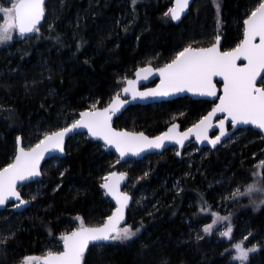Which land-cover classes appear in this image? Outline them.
I'll return each instance as SVG.
<instances>
[{
  "label": "trees",
  "instance_id": "1",
  "mask_svg": "<svg viewBox=\"0 0 264 264\" xmlns=\"http://www.w3.org/2000/svg\"><path fill=\"white\" fill-rule=\"evenodd\" d=\"M11 2L0 0V7ZM171 2L47 0L40 33L0 47V168L12 162L17 136L24 148L31 147L45 132L70 124L93 103L105 107L124 86L123 77L129 79L138 67L149 63L161 67L189 44L210 46L217 34L223 51L235 47L243 36V20L261 0H217L219 16L213 0H196L178 25L164 15ZM211 108L207 101L188 98L132 106L113 124L116 129L157 136L172 123L182 129L192 126ZM242 131L246 135L241 139L200 160L197 154L190 166L182 162L191 144L184 149L181 164L170 150L146 157L147 205L126 215V223L140 227L139 235L127 244L90 247L83 264H231L225 237L217 232L221 221L211 234L199 228L204 222L201 207L210 209L204 217L212 221L214 205L221 202L228 211L218 213L230 216L233 225L231 240L247 236L250 243L257 242L261 248L250 257V264H264V204L254 207L250 198L225 196L233 186L245 189L253 183L251 169L263 158L261 135L251 129ZM65 153L64 158L45 162L40 181L21 187L24 198H30L28 209L16 213L8 206L0 212V236L15 233L0 245V264L44 256L50 242L55 244L51 250L59 251L55 239L79 225L77 216L95 226L112 212L113 205L100 185L114 171L115 155L85 135L70 139ZM55 160L58 165L50 166ZM140 162L133 161L134 166ZM117 164L122 169L124 163ZM133 169H129L132 181ZM176 180L178 190L172 186ZM37 183L44 187L31 200ZM138 185L131 188L135 200ZM261 197L264 200V193ZM198 234L202 239H196Z\"/></svg>",
  "mask_w": 264,
  "mask_h": 264
},
{
  "label": "snow or ice",
  "instance_id": "2",
  "mask_svg": "<svg viewBox=\"0 0 264 264\" xmlns=\"http://www.w3.org/2000/svg\"><path fill=\"white\" fill-rule=\"evenodd\" d=\"M190 2L191 0H173V6L164 15H170L173 21H178L189 8ZM213 2L219 16L220 4L217 0ZM0 13H3L5 17V23L0 24V44L13 40L14 29L18 30L21 38H27V34L40 31L38 25L45 16V0H14L11 7H0ZM217 23L219 26V19ZM220 40L221 37L217 34L215 42L208 47H193L189 44L177 51L174 57L161 67L153 68L150 63L145 67H138L136 69L138 79L142 74H144L143 79H147L148 75L153 73L159 74L160 83L155 88L139 91L135 87L136 80L123 77L126 80V86L121 91L131 93L133 99L168 96L181 92L215 97L217 92L213 77H222L223 94L218 97L219 103H215L207 115L202 116L199 121L183 132L177 130V124H172L167 131L154 137H149L142 131L118 130L112 126V118L128 101L121 99L120 92H117L106 107L98 108L96 103H93L91 108L79 113V118L73 119L70 124L58 130L45 132L35 145L27 149L21 146V137L17 136L14 159L0 168V206L5 205L10 198L18 201L12 204L13 208L27 205L29 201L24 200L18 191L21 182L41 176L40 165L45 154L52 151L64 153L65 137L81 128L87 129L91 137L103 140L105 147H114L119 153V158H124L128 154L139 155L149 149H161L166 142H175L183 146L193 133L197 141H207L216 146L227 135L226 120L234 129L239 125H254L264 130V86H257L258 77L260 81H264V0H261L246 15L243 20V38L235 47L221 51ZM241 58L246 63H237ZM216 113H223L225 116L216 121L219 133L210 137L208 133L213 127L212 118ZM176 155L180 156L181 152L177 150ZM117 162L119 163L120 159ZM258 168L264 170V160L259 161ZM60 175L63 176L64 172ZM126 175L124 172L112 171L102 178L100 187L105 189L116 203L111 215H108L103 223L89 226L85 224L83 218L77 216L78 227L59 235V240L63 243L62 251L48 250L42 257L25 256L21 264H31L33 261H43V264H82L90 243L102 248L104 246L102 242H124L137 236L141 230L140 227L128 225L126 222L123 227L120 226L121 221L125 220V208L131 199L127 192L120 191V182ZM147 175L148 173L145 172L144 176ZM253 176L256 179L245 187L244 192H240L237 188L229 198L251 196L257 192L264 193V172H254ZM59 187L60 185H57V189ZM31 199L35 200L36 196L33 195ZM203 203L206 204V202ZM252 203L254 207H259L264 204V200L259 203L253 200ZM200 211L207 213L210 209L202 206ZM211 215L212 223L205 224L203 232L211 234L219 221H228L225 231L220 235L231 240L233 225L230 216H220L218 212H212ZM49 232L51 234V229ZM14 235V232H10L8 236H0V245L5 244L9 236ZM196 239L200 240L202 237L198 234ZM247 239L246 236L231 245L234 249L232 260L239 261V264H250V253H256L261 247L257 244L245 247L244 242Z\"/></svg>",
  "mask_w": 264,
  "mask_h": 264
},
{
  "label": "water",
  "instance_id": "3",
  "mask_svg": "<svg viewBox=\"0 0 264 264\" xmlns=\"http://www.w3.org/2000/svg\"><path fill=\"white\" fill-rule=\"evenodd\" d=\"M46 1L47 0H45V4H46ZM195 1L196 0H191L189 8L185 11V13H183L181 15V19L180 20L173 21L171 19L170 15H169V18H170L172 24H174V25L180 24L183 21V19H185L188 16L189 11H190V8L192 7V5L194 4ZM172 6H173V0L171 2V7ZM44 19H45V16H44V18L41 19L40 24L38 25V27H40L43 24ZM17 32H18V30H17ZM31 34L32 33L27 34V37H29ZM242 38H243V36H242ZM257 42H258V38H257ZM221 43H222V39L220 40L219 47H220V50L223 51L221 49ZM237 63H246V61H244L243 58H241L240 60L237 61ZM153 68H157V67H153ZM143 75L144 74H142L141 78L138 79L136 77V70H135L133 72L132 76L129 78V79H132V80H136L137 81L135 87L139 91H143L144 89H147V88H155L156 85L160 83V77H159V74L158 73H153L151 75H148V78L147 79H143L142 78ZM213 82L216 84L217 96H215V97L194 95L193 93H190V92H181V93L171 94V95H168V96L149 97V98H146V99H141V98L137 97L136 99H133L131 93H123L120 90L121 99H125L128 102L121 108V110L118 113H116L113 116V118H112V126L114 127V124H113L114 120L117 119V118H119L129 107H132V106L144 107V106H151V105H157V104L167 103V102H171V101L178 100V99L188 98V99H190L192 101H207V102L211 103L212 104V107H213L215 103H219L218 97L223 94V78L222 77H219V76L213 77ZM260 82L261 81L259 80V77H258V84H257L258 87H260V85H259ZM124 86H126V81H125ZM211 109H210V111H211ZM224 116H225V114H223V113H216V115L212 118L213 127L209 129V133H208L210 137L215 136V135H217L219 133V127L216 124V121L218 119H223ZM77 118H79V115H78ZM172 124H177L178 125V129H177L178 131L183 132V131H185L187 129V128L186 129H182L181 126H180V124H178V123H172ZM172 124H170L163 132L167 131L168 128ZM225 127L227 129V135H226V137L222 138V142L219 143L216 146H213V145L209 144L207 141H203V142L197 141L196 138H195V134L193 133L185 141V143H184L183 146L177 145V144H175V142H166L165 145H164V147H162L161 149H149V150H145V151L141 152L139 155L128 154L124 158H119V153L116 152V150H115L114 147H105L103 140L98 139V138L91 137L88 134L87 129H84V128L78 129V130H76V132L68 134L65 137V147H66V145H67V143H68V141L70 139L74 138L77 135H85L86 138H87V140L100 144L102 146L104 152H106V153H113L115 155V157L117 158V160L120 159V162L119 163H125L127 161H142L146 157L151 156V155H162L167 150H171V149H176V151L179 150L181 152V155H182L184 149L188 145H190V144L195 145L197 147V151L198 152H201L204 149H208L209 151H215L218 147H220L221 145H223V143L226 140H228L231 136H233V133L235 134L236 132H238L239 130H242V129H251V130L257 132L258 134H260L261 137H262V139L264 140V130H260L259 128H257L254 125H239L238 128H235L234 129L231 126L230 122L226 120L225 121ZM127 131H129V130H127ZM131 132H133V131H131ZM145 135H147V134H145ZM147 136H149V135H147ZM149 137H154V136H149ZM21 146L24 147L23 144H22V140H21ZM16 150H17V143H16ZM16 150H15V154H16ZM65 155H66L65 152L64 153H60L58 151H52L50 153H46L45 156H44V158L41 160V165H40L41 173H42V167L45 164V162H47L48 160L54 159V158H64ZM175 156H176V158H179L180 157V156H177L176 154H175ZM14 157H15V155H14ZM115 172H117V171H115ZM41 179H42V175L41 176H38V177H34L31 180H29V181L21 182V185L18 188V191H19V189L21 187H23L25 185H29V184L36 183V182L40 181ZM126 179H127V176H125V178L123 180H121V182H120V191H122V192H125L124 186L126 185ZM103 191H104V194L108 197V199L111 202V204L113 205V209H114L116 207L115 200L113 199V197L110 194H107V192H106L105 189H103ZM21 197L24 200H26L22 196V194H21ZM130 197H131V199L129 201V205L125 208V220L124 221H121V224H120L121 227L125 224V222H126V215H127L128 211L130 210V207H131V205L133 203V198H132V196H130ZM13 203H18V201H16L15 198H10V200L8 202H6L5 205L0 206V212L6 210L7 207L8 206H11ZM29 206H30V203H28L27 205H22V206H20L18 208H13V209H14V211L16 213H21V212L25 211L26 209H28ZM110 215H111V213H110ZM102 243H103L104 246H106V245L111 244L112 241L102 242ZM92 246L93 245L90 243L89 248L92 247ZM88 249H86L85 254L88 251ZM62 250H63V243H62ZM83 263H84V260H82V264ZM35 264H43V261H37Z\"/></svg>",
  "mask_w": 264,
  "mask_h": 264
},
{
  "label": "rangeland",
  "instance_id": "4",
  "mask_svg": "<svg viewBox=\"0 0 264 264\" xmlns=\"http://www.w3.org/2000/svg\"><path fill=\"white\" fill-rule=\"evenodd\" d=\"M167 1V0H166ZM203 1H206L207 2V0H202V2ZM13 2H14V0H13ZM13 2H11V3H9L7 6H3V7H11V5H12V3ZM171 7V4H168L167 6H166V8H165V12H167L168 11V9ZM164 12V13H165ZM167 17H169V16H167ZM5 23V17H4V14L3 13H0V24H4ZM40 27H42V26H40ZM39 27V28H40ZM39 33H40V31H39ZM39 33H32L29 37H27V38H21L19 35H18V32H17V30L16 29H14L13 30V32H12V35H13V40H11V41H9V42H7V43H5V44H0V47L1 46H5L6 48L8 47V45H11V43H13V42H16V41H22V40H27V39H29V38H31L33 35H37V34H39ZM213 42H215V40L213 41ZM264 86V85H263ZM120 92V91H119ZM246 135V133L245 132H241V130H239L238 132H236L233 136H231L228 140H226L224 143H223V145H221V146H228V145H230V144H232L235 140H238V139H241L243 136H245ZM26 149L27 148H29V147H25ZM210 151L208 150V149H204V150H202L200 153H198V151H197V147L195 146V145H193V144H191L190 145V147H188L186 150H185V160L182 162V163H184L185 165H187V166H190L191 164H193V162H195V161H197L196 159H195V157L194 156H196L197 154V158H198V160H200V159H202L203 157H205V156H207L208 155V153H209ZM170 154H172V155H175L176 154V149H171L170 150ZM263 156V158H262V160H264V154L262 155ZM184 159V157H182V156H180L179 158H177L178 159V161H179V163H180V161H181V159ZM187 160V161H186ZM181 164V163H180ZM258 164H259V162L258 163H255L254 164V166H253V168L251 169V172H250V175H251V177L253 178V181H254V179H256V177H254L253 176V173L254 172H262L263 170L262 169H260V168H258ZM58 165V161L57 160H55V161H53L51 164H50V166H52V167H55V166H57ZM148 166H149V160L148 159H144V160H142L141 162H140V164L139 165H137V166H134V163H133V161H127V162H125L124 164H123V167H122V169H120L119 168V165L117 164V161H116V164H115V166H114V171H117V172H124V173H126L127 175V179H126V185L124 186V190H125V192H127L130 196H132L133 194V192H132V189L131 188H133V186H135V185H137V184H139L138 185V187H137V198H136V200L134 199V197L132 196V198H133V203H132V205H131V207H130V210H134V211H136V210H139V209H144L145 208V206L147 205L146 203H145V201H146V195H145V192H146V186H145V184H144V181H143V178H144V173L145 172H149L148 170ZM131 168H134L133 169V171H132V173L134 174V177H133V180L134 181H132V179H130V176H129V169H131ZM183 176V175H182ZM142 180V181H141ZM141 181V182H140ZM172 186H173V189L174 190H178L179 189V183H178V181L176 180V181H174V183L172 184ZM44 187V185H42V184H39V183H37V185H36V190H34V191H32V193H31V195L33 196V195H35L36 196V198L39 196V189L40 188H43ZM237 188H239V190H240V192H244V189H242L240 186H233L232 187V189H230V191L227 193V194H225V196L227 197V196H231L232 195V193L234 192V190H236ZM21 189V188H20ZM20 189H19V191H20ZM28 192V191H27ZM22 194V193H21ZM261 194H263V193H261V192H257V193H254L253 195H251V196H248V195H244V196H240V198L241 197H245V198H247V199H251L252 201L253 200H255L256 202H258V200L259 199H261V200H263V197H261ZM23 196V195H22ZM24 197V196H23ZM237 198H239V197H237ZM28 199V200H27ZM26 200L27 201H29V199L30 198H27ZM32 200V199H31ZM238 200V199H237ZM226 204V203H225ZM214 207L216 208L215 209V211L216 212H219L220 211V213L221 214H223V213H226L228 210V207L227 206H224V203L223 202H221L220 204H218V205H214ZM11 210H13V207H12V205L9 207ZM129 210V211H130ZM206 215L208 214V212L207 213H205ZM200 215L203 217V220H204V222H205V220H206V222L208 221V222H210V223H208V224H211L212 223V221H211V219L210 218H207L206 219V217H204V216H206V215H204V212H201L200 211ZM126 222H127V219H126ZM203 222V221H202ZM203 222V223H204ZM223 221H221V224L219 225V227H218V230H217V232L220 234L221 232H223V231H225V229H226V227H227V223H222ZM201 224L200 225V230H202L203 231V226L205 225V224ZM128 225H131L132 226V223H127ZM124 226V225H123ZM122 226V227H123ZM76 227H78L76 224L73 226V229L74 228H76ZM140 233V232H139ZM139 233L137 234V236L139 235ZM137 236H135V237H133L131 240H129V241H124V242H120V241H112V243L113 244H116V245H122V244H127V243H129V242H131L134 238H136ZM244 237H242L241 239H243ZM240 239V240H241ZM239 240V241H240ZM238 241V242H239ZM55 243H56V246H58V248H59V251H62V241H60L59 240V237L58 238H56L55 239V241H54ZM225 242L228 244V246H227V248H226V250H225V253L226 254H228V258L230 259V262H231V264H239V261H233L232 260V256L234 255V249H232V247H231V245L232 244H234V243H236V242H234V241H232V240H229L228 238H225ZM253 244H257V245H259L257 242L256 243H250L249 242V240H246L245 242H244V246L245 247H251ZM53 246H55V244L54 243H52V242H50L49 244H48V249H47V251L48 250H51L52 249V247ZM261 248V247H260ZM259 251V250H258ZM257 251V252H258ZM253 254H255V253H250V257L253 255ZM36 257H42V256H36ZM22 262V261H21ZM37 261H33V262H31V264H35ZM21 264V263H20Z\"/></svg>",
  "mask_w": 264,
  "mask_h": 264
}]
</instances>
